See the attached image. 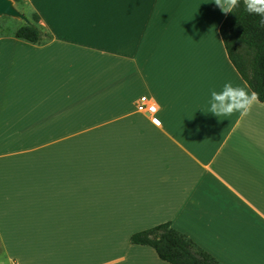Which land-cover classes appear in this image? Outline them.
Returning <instances> with one entry per match:
<instances>
[{
  "label": "crops",
  "instance_id": "0c3cea01",
  "mask_svg": "<svg viewBox=\"0 0 264 264\" xmlns=\"http://www.w3.org/2000/svg\"><path fill=\"white\" fill-rule=\"evenodd\" d=\"M14 2L51 38L0 32V264H171L131 239L164 222L264 264V102L208 112L252 92L214 0Z\"/></svg>",
  "mask_w": 264,
  "mask_h": 264
},
{
  "label": "trees",
  "instance_id": "16d2710c",
  "mask_svg": "<svg viewBox=\"0 0 264 264\" xmlns=\"http://www.w3.org/2000/svg\"><path fill=\"white\" fill-rule=\"evenodd\" d=\"M29 19L31 23L17 27L14 36L37 44L48 41L51 34L39 23L40 16L34 14ZM220 32L230 60L264 102V28L259 25V17L246 12L241 0L234 13L227 14ZM131 239L134 244L153 247L161 259L171 264H221L170 222L136 232Z\"/></svg>",
  "mask_w": 264,
  "mask_h": 264
},
{
  "label": "clouds",
  "instance_id": "9594fccd",
  "mask_svg": "<svg viewBox=\"0 0 264 264\" xmlns=\"http://www.w3.org/2000/svg\"><path fill=\"white\" fill-rule=\"evenodd\" d=\"M241 0H214V3L225 14L234 13L240 6ZM244 9L249 14L259 17V25L264 28V0H243ZM258 100V94L247 88L235 85L231 81L225 82L222 88L211 90L209 111L221 117H229L239 112L247 114Z\"/></svg>",
  "mask_w": 264,
  "mask_h": 264
},
{
  "label": "water",
  "instance_id": "95a60500",
  "mask_svg": "<svg viewBox=\"0 0 264 264\" xmlns=\"http://www.w3.org/2000/svg\"><path fill=\"white\" fill-rule=\"evenodd\" d=\"M0 16L20 18L28 24L31 23L29 17L16 7L14 0H0Z\"/></svg>",
  "mask_w": 264,
  "mask_h": 264
},
{
  "label": "rangeland",
  "instance_id": "374dc122",
  "mask_svg": "<svg viewBox=\"0 0 264 264\" xmlns=\"http://www.w3.org/2000/svg\"><path fill=\"white\" fill-rule=\"evenodd\" d=\"M18 8V7H17ZM20 11H23L21 8H18ZM27 13V12H26ZM30 17H33V13H30ZM17 23H25L23 19L20 18H14L10 16H0V32L6 33L11 30L13 25ZM1 251V249H0ZM1 260V257H0Z\"/></svg>",
  "mask_w": 264,
  "mask_h": 264
},
{
  "label": "built area",
  "instance_id": "2783aa9c",
  "mask_svg": "<svg viewBox=\"0 0 264 264\" xmlns=\"http://www.w3.org/2000/svg\"><path fill=\"white\" fill-rule=\"evenodd\" d=\"M137 107L140 111H146L150 113H156L158 110L157 105L154 102H151L148 96H141Z\"/></svg>",
  "mask_w": 264,
  "mask_h": 264
}]
</instances>
